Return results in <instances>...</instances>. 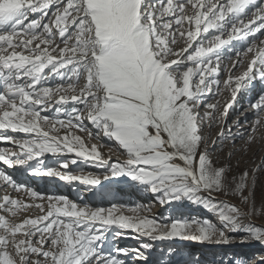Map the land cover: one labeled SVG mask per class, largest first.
Here are the masks:
<instances>
[{
  "label": "snow or ice",
  "instance_id": "6c2138e0",
  "mask_svg": "<svg viewBox=\"0 0 264 264\" xmlns=\"http://www.w3.org/2000/svg\"><path fill=\"white\" fill-rule=\"evenodd\" d=\"M51 6H55L51 13L54 19L44 22ZM249 10L251 18L245 21ZM37 13V18L30 19ZM261 30L264 3L258 0H0V130H5L0 131V140L16 148H0V162L21 175L30 172L41 179L58 177L69 184H101L99 176L57 169L56 165L64 169L69 166L61 154L75 153L84 162L103 168L104 180L129 177L146 185V190L160 193L162 205L186 198L216 213L230 231L245 233L241 242L264 244V229L241 222L246 213L200 195L233 192L246 203L249 197L243 192L249 187V176L244 172L238 180L233 177L229 181L228 166L214 167L207 148L200 151L204 140L200 124L218 121L219 117L216 104H204L209 111L203 116L197 110L204 94L211 93V86L219 87L215 77L220 71V49L233 39L255 36ZM225 34L227 39L222 38ZM180 41L186 47H177ZM260 44L264 45V40ZM193 45L194 51L189 53ZM249 53L253 55L247 70L235 77L230 72L223 81L233 101L256 76L264 80V47L253 43L244 55ZM239 63L237 60L233 69ZM56 77L60 82H49ZM69 100L82 103L84 109L65 112L66 121L59 119L60 107L55 108V118L41 116L45 109ZM230 106H224L221 116L227 115ZM250 107L256 117L249 143L264 126V94ZM82 111L97 129L95 134L88 132L89 139L102 133L114 140L124 150L121 154L126 153L124 161L110 163L111 158L100 151L105 145L88 146L72 134L74 128L85 131L80 123L85 118ZM60 129L66 130L63 136ZM7 130L32 135L17 138L7 135ZM225 138L221 130L218 139ZM45 153L57 159L45 164L38 159ZM8 188L17 193L23 189L33 203L25 205L12 198ZM0 192H5L0 197L3 213L16 217L33 207L41 213L20 222L0 214V264H126L119 254L131 255L133 264H148L149 243L138 249L115 248L117 255L103 251L106 233L113 225L131 229L150 241L179 237L228 244L232 239L208 221L158 222L141 215L145 210L141 205L128 209L133 215L127 216L124 205L92 208L78 206L62 195L45 197L3 168ZM109 195L101 193V198ZM36 200H47V204ZM122 234L114 233L116 237ZM153 264H160V259ZM256 264H264V256Z\"/></svg>",
  "mask_w": 264,
  "mask_h": 264
},
{
  "label": "rangeland",
  "instance_id": "374dc122",
  "mask_svg": "<svg viewBox=\"0 0 264 264\" xmlns=\"http://www.w3.org/2000/svg\"><path fill=\"white\" fill-rule=\"evenodd\" d=\"M251 11L252 10H249L248 17H245L246 21L251 18ZM51 13L52 12H50L49 16L45 18L46 20L44 22H48V20L51 19ZM185 27H187V24H185ZM258 33L259 32H257L255 36H249L247 38L241 37L239 39H233L229 45L220 49V71L219 75L215 77L220 81L219 87L217 88L215 84L211 86V93L204 94L202 98L203 102L197 110L200 115L203 116L206 111H209L204 107V104H216V116L219 117L218 121L211 122L205 120L200 124V135L204 137V140L200 144V151H204L205 148H207L209 159L214 167L228 166L227 179L229 181H231L233 177H236L238 180L244 172H247L249 176V187L243 192V195L249 197L246 203L242 202L240 195L234 194L233 192H229L227 195H225L224 192H202L200 195L216 203L226 202L236 206L243 213H246V215L241 217L242 223L251 224L264 229V126H261L253 134L255 137L254 140L251 143L248 142V135L251 132V126L256 117V112L250 107V105L255 103L261 94H264V80H261L259 76H256L255 79L251 80L238 92L234 101L232 100L231 92L227 90L223 84V81L228 78L229 73L231 72L233 59H238V56L236 55L238 51L243 54L253 43H255L257 47H264V45L260 44V41L264 40V30H261L260 34ZM222 38L227 39V35L225 34ZM60 46L62 47L63 45L61 44ZM177 47H186V44L184 41H180ZM194 48L195 45H193V48L189 49V53L194 51ZM252 55V53L247 54L243 63L231 72L233 77L239 76L247 70V65L250 62ZM47 71L48 70L45 69V72ZM49 82L54 85L55 83L60 82V78L56 77L54 80L50 78ZM80 83L83 84V80H81ZM232 87H235L234 83L232 84ZM0 91H2V89H0ZM229 103L231 106L228 109L227 115L221 116L224 106ZM57 107L62 109L59 114V119L65 121V112H70L72 108L84 109L82 103L73 102L71 100L67 103L60 104ZM45 115L50 118H55L57 116L55 108H53L51 112H48L47 109H45L44 112H41V116ZM81 115L82 117H85L80 122L85 131H80L75 128L71 130L77 136L84 137V140L88 143L105 145L103 148L108 158H111L110 163L116 162L117 160L124 161L126 159V153L121 154L124 150L120 149L114 140L103 136L102 133H100L99 138L89 139L88 132L95 134L97 129L86 118V111H82ZM210 123L211 127H209ZM45 125L48 126V124ZM262 125H264V121H262ZM43 127L45 129V126ZM229 129H231L230 132ZM221 130H223L226 137L223 140L218 139V134ZM85 133L87 135H85ZM214 140L216 141L215 145H213ZM0 144H7V142H0ZM47 164H52V162ZM79 169L81 168L72 166L71 168L64 170L76 171ZM254 169L256 170L255 172H253ZM94 172L95 175H98L100 178L104 175V169L96 166ZM253 176L255 177L254 184L252 183ZM35 178L37 181L41 180L39 177ZM45 179L60 183L61 185L66 183L65 181H61L58 177H45ZM120 182H122L121 185L119 184ZM66 188L70 193L69 195L73 197L70 199L72 202H75L80 206L87 204L92 208H97L102 205L95 204L99 202V199H102L101 193H106L113 189H118V191L123 189L128 190L130 191V194L126 196L123 194V191L120 194V198L113 197V193H111L112 197H110L108 202L103 205V208L107 209L111 207L112 204L124 205V214L132 216L133 213L128 211V209L141 205L143 206V209H145L141 212V215L147 216L148 218H155L158 222L170 223L173 219L181 221L186 220L190 223L193 221H208L218 229L223 230L226 236L232 238L228 244L208 241L199 242L191 239H181L179 237H174L169 240L150 241L131 229H118L113 225L109 229V232L106 233L108 239L103 246L104 252L108 251L117 255L114 251L115 248L138 249L141 244L149 243L152 245V248L146 252V255L149 256L148 264H153V261L157 258L160 259V264H256L259 258L264 256V244L251 240L241 242V238L246 235L245 233L240 231L233 232L225 228L223 222L219 219V216L213 211L206 209L203 205L192 203L186 198L162 205L159 201L160 193L155 194L146 190V185H142L141 187V184L131 181L129 177H109V179L105 181L101 179V184L96 188L97 191L92 192L87 201L85 199H78L79 195L75 197L77 187L73 188V186H67ZM136 189L141 191L137 192ZM249 192H251L250 196ZM26 197L27 196H25V200L27 201ZM107 198H103V202ZM30 204L32 203L30 202ZM155 208H157V210H154ZM40 214L39 210L33 207L29 211H20L16 217H12L8 214L5 216L12 222H20V220L25 217H35ZM193 227H195V225H193ZM116 231H120L123 234L116 237L114 235ZM161 253H163V255H161ZM120 257H123L127 264H133L131 255L124 256L123 254H119L118 258ZM136 264H145V262L137 261Z\"/></svg>",
  "mask_w": 264,
  "mask_h": 264
},
{
  "label": "bare ground",
  "instance_id": "6f19581e",
  "mask_svg": "<svg viewBox=\"0 0 264 264\" xmlns=\"http://www.w3.org/2000/svg\"><path fill=\"white\" fill-rule=\"evenodd\" d=\"M264 3V0H258V3ZM55 10V6H51L50 7V9H49V14H50V12H53ZM40 14L39 13H37V14H31L30 15V19H32V18H37L38 16H39ZM45 18H47V17H45ZM51 19H54V17H52V15H51ZM46 20V19H45ZM44 20V21H45ZM246 21V20H245ZM27 23V22H26ZM258 34H260V32L258 33ZM41 47H43V45L41 46ZM247 55H244V53L243 54H241L239 57H238V59L237 58H235V59H233V63H232V65H231V72L236 68V67H238L241 63H243V61L245 60V57H246ZM227 59V58H226ZM237 60H239L240 61V63L233 69V64L237 61ZM225 68V67H224ZM57 106H59V105H53L51 108H48L47 110H48V112H51L52 110H53V108H56ZM42 112H44V111H42ZM43 126H45V129H48V127H49V125L48 126H46L45 124L43 125ZM57 127H59L58 125H57ZM0 131H5V130H0ZM65 129H60V132H59V135H61V136H63L64 134H65ZM81 131V130H80ZM71 132H72V134L73 135H76L72 130H71ZM6 134L7 135H12V136H15V137H17V138H26V137H28V136H30V135H32V134H25V133H19V132H17V133H13V132H11V130H7L6 131ZM85 135H87L86 133H85ZM77 136V135H76ZM83 140H84V137H81ZM85 138H87V137H85ZM85 141V143L88 145V146H90L92 143H88L86 140H84ZM0 142H7V144H0V148H6V149H13V150H16V148H15V146L13 145V144H11L10 142H8V141H4V140H0ZM8 143H9V145H8ZM100 151H101V153H102V155L105 157V158H108V156H107V154H106V152H105V150H104V148H101L100 149ZM67 157V158H66ZM39 160H43L44 161V163L45 164H47V163H49V162H53L55 159H56V156H54L53 154H51V153H45L43 156H41V157H39L38 158ZM61 159H67L68 161H69V166H68V168H71L72 166H77V167H80L81 169H79V170H76V171H72V170H70V171H66V170H64V168H61L59 165H56V167H57V169L58 170H60V171H62V172H64V171H66V172H69L68 174H74V175H81V176H83V175H88V174H91L92 176H96L95 175V172H94V170H95V165H94V163L93 162H91V161H89V162H84V160H83V158H77L76 156H75V153H67V152H65V153H63V154H61ZM72 160H76L77 161V163H75V164H72L71 163V161ZM29 163H33V162H29ZM177 163H179L181 166H183V162L182 161H178L177 160ZM0 168H3V169H5L9 174H11L15 179H18V180H20V179H22V180H24V182H25V184L26 185H29V186H31L32 188H33V190H36V191H38L42 196H51V195H62V196H65V197H67L69 200L70 199H72L73 197H71V195H69L70 193H69V191L67 190V186H73V188L74 187H77L76 188V193H75V197H77L78 195H79V198L78 199H85L86 201L89 199V195L90 194H92V192H96L97 190H96V188H97V186L98 185H84V184H81L79 181H74V182H72L71 184H69V183H65V184H60V183H57V182H54V181H49V180H47V179H45V178H43V179H41L40 181H37L36 180V178H35V176H33V175H31L30 174V172H28V173H24V175H21L18 171H16L15 169H8L7 168V166L6 165H3V163L2 162H0ZM103 169V168H102ZM98 176V175H97ZM120 177H122V176H120ZM34 178V179H33ZM110 178H117V177H111L110 176ZM101 179L102 180H104L103 179V177H101ZM105 181V180H104ZM120 181H122V180H120ZM138 183V182H137ZM120 185L122 184V182H120L119 183ZM54 187H59V188H54ZM141 187H142V185H141ZM51 190V191H50ZM111 191H117V192H111ZM124 191V192H123ZM136 191L138 192V191H141V190H138V189H136ZM6 192L7 193H9L10 195H11V197L12 198H15V199H19V200H22L24 203H25V205L27 204V205H29L30 204V202L31 203H33V198H31V197H29V196H27L26 197V199H27V201L25 200V196L26 195H24L23 193H24V190L22 189L21 190V192L20 193H17L15 190H13V189H11V188H8V189H6ZM108 192H110V193H113V197H117V198H120L121 196H120V194L123 192V194L124 195H126V196H128V194H130V191H128V190H120V191H118V189H113V190H109ZM108 192H106V193H108ZM5 194V192H0V197H2L3 195ZM156 194V193H155ZM157 194H159V193H157ZM108 198L106 199V200H104V202H103V199H99V202L98 203H95V204H102V205H100V207H103V205H105L107 202H108V199L110 198V197H112V194L111 195H109V196H107ZM70 201H72V200H70ZM36 203H44L45 205L47 204V200H43V201H41V200H36L35 201ZM93 202H96V201H93ZM92 202V203H93ZM78 206H80V205H78ZM154 210H157V208H155ZM160 210V209H159ZM0 214H3V212L2 211H0ZM7 214V213H6ZM6 214H3V215H6ZM9 215V214H8ZM125 232V231H124ZM108 252V251H107ZM107 252H105V253H107ZM108 253H110V254H113V253H111V252H108ZM107 253V254H108ZM114 255V254H113ZM119 259H122V260H124L123 259V257H120ZM127 264V263H126ZM151 264V263H150Z\"/></svg>",
  "mask_w": 264,
  "mask_h": 264
}]
</instances>
